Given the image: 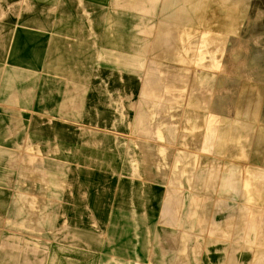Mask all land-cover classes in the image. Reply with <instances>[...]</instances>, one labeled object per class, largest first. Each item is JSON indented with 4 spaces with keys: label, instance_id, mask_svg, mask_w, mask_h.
<instances>
[{
    "label": "rangeland",
    "instance_id": "374dc122",
    "mask_svg": "<svg viewBox=\"0 0 264 264\" xmlns=\"http://www.w3.org/2000/svg\"><path fill=\"white\" fill-rule=\"evenodd\" d=\"M163 3L137 0L150 29L71 65L56 112L34 116L27 97L7 113L26 142L0 156V264H156L184 237L199 264L216 212L264 264V0H183L180 18ZM12 71L0 88L32 96ZM33 122L60 129L35 138Z\"/></svg>",
    "mask_w": 264,
    "mask_h": 264
},
{
    "label": "crops",
    "instance_id": "0c3cea01",
    "mask_svg": "<svg viewBox=\"0 0 264 264\" xmlns=\"http://www.w3.org/2000/svg\"><path fill=\"white\" fill-rule=\"evenodd\" d=\"M170 2L175 3L170 6ZM180 4L184 5L183 0H164L163 18L170 15L180 18L184 10ZM123 7L129 8V11H123ZM139 7L137 0L136 2L131 0H0V17L7 18L6 21L0 22V80L10 81L11 73H5V71L9 72L12 69V74H17L12 79L34 81L32 96L26 94L25 85L20 86L16 93H9V89L0 88V156L2 154L6 156L15 146L24 148L26 142L25 123L17 120L12 126L14 128L11 129L9 123L11 116L7 113L20 112V109L27 104V97L29 101L33 98L34 112L32 114L34 116L39 115L40 112L50 111L48 109L50 106L51 110L56 112L57 108H52L55 103L52 97L56 86L60 88L66 86V90L70 91V84L65 83L60 86L57 83L64 80L69 82L72 79L66 76L70 73L71 65L80 64L84 67L87 56L88 58L96 55L106 57L105 51L100 50L122 48L121 33L136 34L151 28L149 24L147 28L139 27L137 12ZM182 19L184 20V17ZM12 26L14 28H10ZM106 36H109V39ZM127 42L126 46L131 47L136 40ZM96 49L97 54L91 51ZM113 57L115 64V61L120 58L118 59L115 55ZM44 97H48L51 105L43 99ZM30 127L35 138L40 135L41 129H60L56 125L41 126L39 122H33ZM19 147L16 148L19 150ZM19 159L23 165V159ZM226 208L229 209L230 206L227 204ZM223 218L224 216L219 217L216 212L214 220L213 215V223L211 222L208 232L211 240L207 249L202 251L201 247L194 242L190 251L199 252L201 257L199 264H250V255L253 254L245 247H238L231 243L233 240H242L243 237L240 234L233 235L230 231H224ZM181 219L183 223V219L186 218L181 217L180 223ZM187 220L189 225L196 226L195 219L188 217ZM183 225L186 226V224ZM213 226L215 229L212 228ZM130 239L135 241L134 247L130 245L129 248L131 250L133 247L130 258L133 256L135 258L140 237L138 234H131ZM187 240L184 237L178 241L177 252L166 251V254H163L156 251L158 264H160L158 258L170 257V255L176 258L170 264H186ZM195 261L196 259L193 260L194 264ZM161 264H165L163 259Z\"/></svg>",
    "mask_w": 264,
    "mask_h": 264
}]
</instances>
